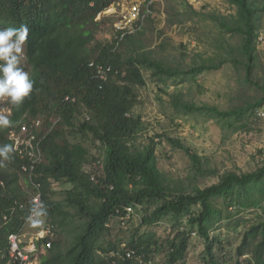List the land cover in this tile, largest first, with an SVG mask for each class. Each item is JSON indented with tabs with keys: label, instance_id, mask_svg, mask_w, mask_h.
Masks as SVG:
<instances>
[{
	"label": "trees",
	"instance_id": "obj_1",
	"mask_svg": "<svg viewBox=\"0 0 264 264\" xmlns=\"http://www.w3.org/2000/svg\"><path fill=\"white\" fill-rule=\"evenodd\" d=\"M113 1L0 0V28H18L23 24L29 29L25 55L31 68L30 78L34 81L29 96L21 104L11 106L9 119L13 125L0 127V146L12 144L9 132L18 129L23 122L44 120L38 132L42 139L41 161L34 165L31 173L22 169L31 162L16 151L10 160L0 159V264H18L9 257L8 237L21 235L37 192L41 195V210L47 226L52 227L53 233L58 229L75 232L67 248L49 237L38 240V247L50 242V247L40 256V264H153V256L161 252L165 253L164 264H185L189 246L187 233L178 231L173 239L162 242L151 229L163 218L173 216L178 220L197 206L200 210L189 217V223L197 227V233L204 240L205 264H264V219L243 234L235 255L224 253L219 239L209 238L212 221L218 216L213 201L235 193L242 195L247 187L264 179V168L242 175L228 173L216 185L174 195L163 184L153 150L131 152L128 142L139 126V119L127 114L136 101L132 88L145 83L140 67L152 70L158 79L197 74L207 68L194 67L186 73H178L146 57L130 55L123 59L112 45L99 43L90 47L99 24L95 18ZM232 2L247 19L248 47L252 11L247 0ZM126 41L130 43V38ZM91 62L112 66L107 81L100 82L96 78V68L89 67ZM67 96L75 97L76 101H66ZM81 106L88 110L90 118L79 130L91 134L105 147L101 166L91 173L84 171L89 149L81 143H70L64 130L67 125H73ZM175 106L184 113L209 110L220 118L241 113L199 108L177 101ZM52 117L59 121L52 125ZM168 141L195 159L181 142ZM20 174L33 187L32 197L20 188ZM62 181L72 185L65 192V204L52 199V185ZM64 205L73 212L65 210ZM144 206H151L153 210H145L139 227L129 238H109L112 218H125L128 208ZM68 226L71 229H67ZM218 247L221 252L216 251ZM127 252H132V256L127 257Z\"/></svg>",
	"mask_w": 264,
	"mask_h": 264
},
{
	"label": "rangeland",
	"instance_id": "obj_2",
	"mask_svg": "<svg viewBox=\"0 0 264 264\" xmlns=\"http://www.w3.org/2000/svg\"><path fill=\"white\" fill-rule=\"evenodd\" d=\"M247 4L252 11L248 47L247 19L232 0H114L94 20L99 24L90 47L99 43L112 45L123 59L130 55L146 57L178 73L194 67L207 68L197 74L158 79L152 70L140 67L145 83L132 88L136 101L127 116L139 119V126L128 146L131 152L153 150L163 184L174 195L216 185L228 173L242 175L264 168V0H247ZM135 6L145 17L130 22L127 19ZM20 66L30 76L25 56ZM176 101L241 113L227 118L217 117L209 110L184 113L175 106ZM12 105L8 98H0V114L9 117ZM88 118V110L81 106L73 125L64 130L70 143H81L89 149L84 171L91 173L101 166L105 147L91 134L79 130ZM58 121L52 117V125ZM168 139L181 142L195 159ZM28 183L20 174V188L32 197L34 190ZM71 188L65 181L54 183L52 199L65 204V192ZM213 205L218 216L212 221L209 238L219 239L224 253L235 255L243 234L264 219V179L247 187L242 195L215 199ZM64 209L73 212L67 206ZM145 210L150 212L153 207H137L125 218H112L109 238H129L139 227ZM199 210L200 207H193L178 220L165 217L151 229L162 242L173 239L178 231L187 233L185 264H205L207 258L204 240L197 227L189 223V217ZM35 220H42V225L34 226ZM47 224L41 215L22 228L20 240L29 253L30 264H40V256L46 252L45 246L38 247L36 243L38 233ZM74 233L58 229L51 241L62 242L67 248ZM216 251H220L219 247ZM165 260V253L161 252L153 256L152 262L164 264Z\"/></svg>",
	"mask_w": 264,
	"mask_h": 264
},
{
	"label": "clouds",
	"instance_id": "obj_3",
	"mask_svg": "<svg viewBox=\"0 0 264 264\" xmlns=\"http://www.w3.org/2000/svg\"><path fill=\"white\" fill-rule=\"evenodd\" d=\"M29 29L27 25H21L20 27H3L0 28V98H8L13 104H21L26 97L33 90L34 81L30 78L29 73L25 71L21 66V59L25 55V44L28 40ZM27 63V62H26ZM29 66V65H28ZM100 66H110L112 71V66L109 64L96 65V63L91 62L89 67L96 68V78L100 82H105L108 80V75L106 80H101L97 75V69ZM30 68V67H29ZM31 70V68H30ZM110 71V72H111ZM109 72V73H110ZM108 73V74H109ZM31 74V71H30ZM69 98L68 100H66ZM66 101L75 102V97L67 96ZM74 100V101H72ZM33 121H39L37 119ZM23 122V123H31ZM41 122V121H40ZM22 123V124H23ZM42 124V122H41ZM13 121L9 119L7 115L0 114V127H11ZM15 151V147L12 144H4L0 146V159L10 160L11 154ZM44 211H38L37 216L44 215ZM42 220H35L34 226H41Z\"/></svg>",
	"mask_w": 264,
	"mask_h": 264
},
{
	"label": "built area",
	"instance_id": "obj_4",
	"mask_svg": "<svg viewBox=\"0 0 264 264\" xmlns=\"http://www.w3.org/2000/svg\"><path fill=\"white\" fill-rule=\"evenodd\" d=\"M145 10H146V13L149 12L148 8H146ZM144 17H145L144 12L141 13L140 8L135 6L133 7L132 14L127 20L130 22H133L138 19H143ZM126 24L127 26L129 25L128 23ZM110 71H111L110 66H100L97 69V75L101 80H106L107 75ZM68 99L69 98H67L66 100ZM259 115H262V114H259ZM41 126L42 124L40 121H32L31 123H23L18 127V129L11 130L9 132V139L12 145H14L15 147V151L19 154L20 157H27L28 160L31 162V165L29 167L24 166L22 168L24 172L31 173L34 169V165L41 161L40 144H41L42 139L39 138L38 136V132ZM32 202L34 206L30 213L28 221L35 218L37 216L36 213L40 211L42 208L41 195L39 192H37L34 195ZM131 210H132L131 208L127 209V212H128L127 215H129V212ZM52 236H53L52 227L47 226L46 228H44L38 233L37 239L40 240L46 237L51 238ZM8 242H9L10 259L17 261L18 264H30L29 253L28 251H25L22 248V242L20 240V235L10 234L8 237ZM49 247H50V242H48L44 248L46 249ZM132 254H133L132 252H127L126 256L131 257Z\"/></svg>",
	"mask_w": 264,
	"mask_h": 264
}]
</instances>
